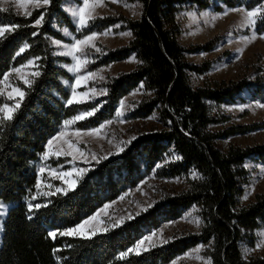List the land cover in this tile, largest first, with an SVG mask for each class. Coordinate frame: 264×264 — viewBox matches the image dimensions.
<instances>
[{
	"label": "trees",
	"instance_id": "obj_1",
	"mask_svg": "<svg viewBox=\"0 0 264 264\" xmlns=\"http://www.w3.org/2000/svg\"><path fill=\"white\" fill-rule=\"evenodd\" d=\"M64 1L51 0L50 5L32 10L31 17L13 7H0V24L20 25L0 40V79L30 58H36L40 72L38 77H32L31 87L18 82L25 97L14 119L0 127V202L12 204L0 235V264H169L199 244H209L206 252L211 264H264V256L245 260L240 245L245 237L254 245L256 238L252 232L264 227V193L257 194L247 205L240 201L242 183L248 175L244 163L248 159L264 160V143L232 145L228 151L216 144L218 138L247 133L264 123L239 124L218 132L209 130L210 125L225 120L211 113L210 102L235 101L250 83L242 79L193 87L189 71L205 73L211 62L189 63L186 52H208L218 38L190 48L178 40L181 27L177 18L183 8L213 6L221 10V5L213 0H139L144 5L140 19L108 15L97 17L89 22L88 28L78 30L63 7ZM220 1L227 7L248 9L262 2ZM41 14H44L42 25L33 27ZM118 23L120 29L132 32V39L126 45L106 49L90 64V69L132 55L139 59V64L131 71L109 77L104 83L107 93L100 99L67 105L71 90L63 79L73 80V76L61 63L70 59L55 54L52 39L70 41L63 34V27L81 38ZM257 30L264 33V23L258 21ZM25 44L28 47L17 55ZM141 83L152 96L143 98L131 116L148 117L157 111L164 128L139 135L123 152L92 166L67 195H37V163L48 139L60 130L63 122L80 112L98 108L93 116L74 124L79 129L96 128L112 119L120 100ZM251 91L252 97L264 99V76L257 78ZM171 147L180 158L157 167ZM154 169L162 178L181 176L192 169L199 176L189 180L187 189L164 195L148 211L91 239L49 236L52 230L81 223L105 203L137 186ZM34 195L36 200H32ZM29 201L47 206L29 212ZM194 205L199 207L203 222L199 231L175 234L167 243L150 247L140 255L121 258V253L133 248L146 234L178 219Z\"/></svg>",
	"mask_w": 264,
	"mask_h": 264
},
{
	"label": "rangeland",
	"instance_id": "obj_2",
	"mask_svg": "<svg viewBox=\"0 0 264 264\" xmlns=\"http://www.w3.org/2000/svg\"><path fill=\"white\" fill-rule=\"evenodd\" d=\"M138 1L139 0H121L120 3H111L110 0H105L106 7H101L102 10L101 8H99L98 12L101 13L98 14V17L108 15L117 16L119 14H122L128 18L137 19V17H139L142 13V4ZM213 2L214 4H220L221 10H215L213 6L208 7L206 9H198L197 7H185L178 14L177 20L181 27V33L178 36V40L181 45L190 48L191 46L197 44H205L214 38H218L214 48L208 52H186V60L189 63L202 65L206 61L211 62L210 69L205 73L197 74L195 72L189 71L191 84L193 85V87L197 88L205 85H213L216 82L219 83L223 81L229 82L232 80L236 81L247 79L250 85L248 88L240 92L241 97L237 98L235 101L222 103L210 102L211 113L215 116H221V118H225V120L210 125L209 130L211 132H218L220 130L223 131L231 126H236L239 124H251L256 122L264 123V109L254 107L257 103H264V99L254 98L251 95V90L253 89L257 78L260 75L264 76V40L257 38L254 42L245 46V44L242 42V37H244L245 35H250V31L248 28L240 26L242 21L240 13L233 12L227 16H224L221 19H217L215 22H212L210 20V16L212 14L221 13L222 10L227 7L220 0H213ZM125 4H127L128 6L125 7ZM0 7H13L17 12L21 14L24 13V8L20 7L16 0H0ZM27 7L30 11L34 10V8L30 5ZM71 7L72 3L68 4V8ZM105 10H108V12L111 13H104ZM191 12H195L197 14L198 19L193 20L189 15H187V13ZM202 12H208L209 17L201 16L200 14ZM260 15H264V11H262ZM117 25H119V27H117ZM120 27L121 24L118 23L101 31H94L99 34L98 39L95 41V45L102 51L96 52L92 48L87 49V59L90 62L88 63L86 70L82 71L80 75H86L87 72H96L98 73V75L97 77L88 80L85 86L77 88L76 90L78 92H87L89 91V89L95 88L96 92L100 93L102 90H107L106 86H104V83L108 80L109 77L117 76L122 72L131 71L137 67L135 65V61L130 60L128 63L125 64L110 63L108 65L98 67L94 70L90 69V64L93 61L97 60V56L105 53L106 49H111L112 44H116L122 41L127 42L126 44L130 42V39H132L131 36H124L122 35V33H119L120 31H122ZM62 32L64 33L66 38L70 39V41L66 42L59 40L61 44H71L74 42V39H82L84 37L83 36L81 38H77L76 36H73L70 31L67 30L65 27L62 29ZM105 32H109V35H103V33ZM53 40L58 39H52V41ZM53 46L55 48V53L65 51L64 48L58 47L55 44H53ZM240 49H244L242 54H240ZM65 57H68L70 59V62L61 63V65L64 66L67 71L73 76V80L63 79V81L72 91V88L75 85V74L70 72L68 69L74 64V61L69 56ZM29 60H35L36 63V58H30ZM28 61L23 65L27 64ZM11 70L9 72H11ZM23 71L25 73H30L33 71H37V67L24 68ZM100 76H103L102 80L99 78ZM32 77L33 76L29 75L27 78L31 80ZM18 82H22V80H20L15 73H12V75L9 77V83L13 86L21 87L18 85ZM141 85H143V87H141ZM89 95L91 98L88 100H97L103 97L105 94L93 95L92 93H89ZM150 96H152V92L146 90L144 84L141 83L138 88L132 90L129 94H127L121 99L125 102L126 105L123 110V117L118 118L115 114L112 119L106 120L102 123L104 125H107L103 129V139H98L94 137L83 138L85 140V144L81 145V147H85L86 145V152L90 150V152L96 153V159H91V156L89 155L88 163H84L80 160L70 162V157H61L60 159L51 158L45 162L41 159V156L43 154L42 153L37 163L38 169L40 166L46 163L51 168H56L58 172L71 171L74 166L77 168H86L89 170L92 166L105 159V156H107V158H111L118 155L115 154L118 152V148L116 147L117 144H119L120 147L125 148L129 144H124L121 142H126L129 140H131L132 142L133 136L137 138L143 133L163 129L164 125L160 120L157 111L153 112L148 117L133 118L131 116V113L138 106L140 101L143 98ZM2 103H8L11 105L12 103H14V101L7 100L6 96H0V104ZM241 106H245L243 111L239 110ZM119 110L120 108L118 104L116 112ZM100 125L98 127H100ZM62 129L63 125L59 131H61ZM77 129L79 128L75 127L74 125H71L69 127V131H75ZM91 129L92 128L79 130L88 131ZM72 139L75 140L76 138L72 137ZM262 143H264V126L249 131L247 133L234 134L227 138L216 139L217 146L223 151H228L229 147L232 145L245 147L248 145H257ZM179 158V154L171 147L170 151L165 155L163 161L157 164V167H161L164 163ZM245 165H248L246 167L248 169V175L247 180L243 181L242 183L243 194L240 197L242 205H247L251 203L255 200L257 194L264 193V173L261 172V168H264V160L248 159L244 163V166ZM194 174L195 178H198L199 174L194 169L189 171V173L183 174L181 176L162 178L158 177L155 174L154 169L148 176H146L142 181H140L137 186L127 189L126 191L122 192L116 199L105 203L103 206L97 209L91 216L95 215V213H97L98 211H101V209H103L106 204L111 205V207H109L106 212H101V215L98 219L103 221L101 227H106L107 229L112 228L114 227L112 225L116 224V222H119L120 224L123 221L127 220L130 214L133 217L134 215H136V213L142 212V209L148 207V205H153L159 202L163 199L164 195L169 193H177L187 189L189 186V180L194 179ZM83 176L84 174L79 177L74 175L70 179H76L78 184L79 180ZM38 179H41V177L39 176V172ZM42 179L44 184L51 183L53 185L51 191H55V188L57 187H67V185L63 184L60 180L51 178L48 175L47 171L45 172V175ZM44 191H49V189L43 187L42 185L41 188L36 192L37 195L40 196ZM245 195H247V199H244ZM122 196L124 197L123 200L120 199ZM4 204L9 206L8 210L12 206V204ZM5 217L6 216L0 217V223H2L0 235L3 231V222ZM197 220L200 221L199 227H197L195 223ZM202 225L203 222L201 216L199 215V207L194 205L184 211L182 216L178 219L168 221L158 229H155L146 235H150L154 231L159 232L162 229L164 238L169 240L175 234L197 232L201 229ZM67 229L68 228L60 231H52H56L59 234V232L65 231ZM262 232H264V227L255 229L252 232V234L255 235L256 238L254 245L249 242V237H245L240 241L243 258L245 260H250L251 258L256 256H264V247H256L257 242L261 239H264V237L258 235ZM159 241V236L153 238V244H155L156 246L161 245ZM147 244L148 242L145 241L146 246ZM201 245H203L204 247L200 251V253L197 254L194 250L200 247ZM208 247L209 244H199L196 247L187 251L186 253L179 255L169 264H207V261L210 259L208 253L206 252ZM197 255L203 257L204 259H197Z\"/></svg>",
	"mask_w": 264,
	"mask_h": 264
},
{
	"label": "snow or ice",
	"instance_id": "obj_3",
	"mask_svg": "<svg viewBox=\"0 0 264 264\" xmlns=\"http://www.w3.org/2000/svg\"><path fill=\"white\" fill-rule=\"evenodd\" d=\"M18 5L22 8H24V15L26 17H31V11L28 9L27 6H32L34 9H39L42 7H46L50 5L51 0H16ZM111 3H120L121 0H110ZM128 5L125 4V7ZM106 7L105 0H82V6L77 7L75 10L71 12V16L73 17L78 30H82L84 28L89 27V22L95 20L98 17L97 8ZM7 10V9H3ZM264 11V0H262V3L258 6H255L251 9H247L245 7H225L221 13L212 14L210 16V20L212 22H215L217 19H221L224 16L229 15L230 13L236 12L240 13L242 17L241 21V27L248 28L250 31V35H245L242 37V42L247 46L248 44L254 42L257 38L264 40V33L258 32L257 30V24L258 21L261 23H264V15H260ZM193 20L198 19L197 14L195 12L187 13ZM203 17H209L208 12H202L200 14ZM102 18V17H101ZM44 21V14L39 15L36 20L34 21L33 27H40L42 25V22ZM20 25H3L0 24V40L6 38V34L13 33L16 29H18ZM119 27V25H117ZM110 31V30H109ZM103 35H109V32L103 33ZM124 36H131V32H125L122 33ZM99 34L96 32H92L89 35H85L82 39H74V42L71 44H61L59 40H53L52 43L57 45L58 47L64 48L65 51H61L59 53H55L57 55L61 56H69L74 61V64L69 67V71L75 74V85L72 88L71 91V98L66 101V104L71 106L73 104H83L87 102L88 99H90L89 93H92L93 95L96 94H106L107 90H102L100 93L96 92L95 88L89 89L87 92H78L76 89L80 88L82 86H85L86 82L94 77H97L98 73L96 72H87L86 75H80V73L84 70H86V67L88 63L90 62L87 59L88 48L94 49L96 52H101L102 50L95 45V41L98 39ZM27 44L24 45V47H21L19 49L20 53H23L25 49L27 48ZM244 49H240V54L243 53ZM38 59V58H37ZM28 67H38L36 65L35 60H29L27 64L22 65L20 67H15L11 70V72H7L3 74L2 79H0V96H6L7 100L14 101L11 105L8 103H2L0 104V127L4 126L6 123L11 122L14 117L16 111L20 108L21 103L23 102V99L25 97V91L21 87L13 86L9 83V77L12 75V73H15L20 80H22L24 85H27L28 87H31L32 81L29 80L27 77L33 76L38 77L40 75V72L33 71L30 73H25L23 71L24 68ZM101 80L103 79V76L99 77ZM143 87V85H141ZM10 89V90H8ZM125 102L123 100L119 103L120 110L116 112V116L118 118L123 117L124 115V108H125ZM245 106L240 107V111L244 110ZM251 107V106H248ZM255 108L264 109V103H257ZM98 108H95L91 111H83L80 112L78 115L73 116L69 120H65L63 122V129L59 132H57L54 136H52L50 139H48L46 143V150L43 152L41 159L42 161H48L51 158L60 159L61 157L71 158L70 162H74L77 160H80L84 163H88L89 155L91 156V159H96V153L90 152L85 150V147H81V145L85 144L84 137H94L98 139H103L104 136L102 135L103 129L107 126L104 124H101L100 127L92 128L88 131H81L79 129L75 131H69V127L71 125H74L78 121H84L87 118L93 116L95 114V111H97ZM111 123V122H109ZM72 137H75L76 139H72ZM136 137L133 136L132 140H135ZM110 142V141H109ZM124 144L131 143V140L126 142H121ZM118 148V152L115 154H119V152H123L124 148L120 147L119 144L116 145ZM107 159V156L104 157ZM178 158V157H177ZM248 165H245L247 167ZM48 172V175L53 178L60 180L63 184H66L67 187H57L55 188V191H51L53 188V185L51 183L44 184L43 177L45 175V172ZM88 171L86 168H77L73 167L71 171H59L56 168H51L46 163L39 167L38 172L41 179L37 180V183L35 185L36 189L39 190L41 186L49 189V191H44L42 193L45 197H50L56 194H63L67 195L69 191L75 190L77 186V180L76 179H70L71 177L75 176H82ZM261 172L264 173V168H261ZM195 178V174H194ZM37 196H32V200H36ZM121 200L124 199L122 196L120 198ZM244 199H247V195H245ZM46 204H35L31 203V201L28 202L27 208L29 212H32L33 210H38L41 207H46ZM8 205L4 204L3 202H0V217L6 216L8 213ZM111 207V205L106 204L101 211H98L95 213V215L85 219L83 222L77 224L74 227H70L65 231L59 232L60 236H68V237H79L83 239H91L92 237L96 236L99 232L103 231L106 232L108 229L106 227H101L103 224V221L99 220L98 218L101 215V212H106V210ZM152 207V205H148V207L143 208L142 211H148V208ZM136 215H139V213H136ZM132 215L130 214L128 219H132ZM197 227L200 225V221L197 220L196 222ZM119 222H116V224L112 226H118ZM0 229H2V223H0ZM56 231H52L49 233V236L53 239L57 236ZM261 237H264V232L259 233ZM160 237V243H167L168 240L164 238L163 236V230L161 229L159 232H152L150 235L144 236L133 248L128 249L126 252L121 253V258L126 257L129 254H135L140 255L141 251H148L150 247L156 246L153 244V238L154 237ZM145 241L148 242L147 246L145 245ZM203 245L196 248L194 251L199 254L200 251L203 249ZM257 248L264 247V239H261L257 242ZM191 255V254H189ZM197 259L203 260V257H200L197 255ZM207 264H211L210 259L207 261Z\"/></svg>",
	"mask_w": 264,
	"mask_h": 264
},
{
	"label": "crops",
	"instance_id": "obj_4",
	"mask_svg": "<svg viewBox=\"0 0 264 264\" xmlns=\"http://www.w3.org/2000/svg\"><path fill=\"white\" fill-rule=\"evenodd\" d=\"M139 3H141L142 4V13H141V15L139 16V17H137V19H140L142 16H143V14H144V6H143V3L142 2H140V1H138ZM70 3H72V7L71 8H68V4H70ZM79 6H82V0H80V2H78L77 0H65L64 1V4H63V7H64V9L70 14L73 10H75L77 7H79ZM103 8V7H102ZM102 8H101V10H102ZM97 13L98 14H100L101 12H98L99 11V8H97ZM104 13H111V12H108V10H105L104 11ZM71 15V14H70ZM72 17V16H71ZM73 19V18H72ZM73 21H74V19H73ZM74 23H75V21H74ZM75 25H76V23H75ZM77 26V25H76ZM64 28V27H63ZM62 28V29H63ZM67 30H69L70 31V33L73 35V36H75V33H73V32H71V30L69 29V28H67V27H65ZM64 31V30H63ZM125 32H131L130 30H122V31H120L119 33H125ZM132 33V32H131ZM64 34V33H63ZM133 37V34L131 35V38ZM131 40V39H130ZM127 42H124V41H122V42H118V43H116V44H112L111 45V47L112 48H114V47H117V46H120V45H122V44H126ZM130 60H134L135 61V65L137 66L138 64H139V59L135 56V55H132V56H130L129 58H127V59H124V60H120V61H115V62H112V63H120V64H125V63H128ZM111 63V64H112ZM134 65V66H135ZM129 69H131V68H129Z\"/></svg>",
	"mask_w": 264,
	"mask_h": 264
},
{
	"label": "water",
	"instance_id": "obj_5",
	"mask_svg": "<svg viewBox=\"0 0 264 264\" xmlns=\"http://www.w3.org/2000/svg\"><path fill=\"white\" fill-rule=\"evenodd\" d=\"M148 12H149V9L146 11V18H148Z\"/></svg>",
	"mask_w": 264,
	"mask_h": 264
}]
</instances>
